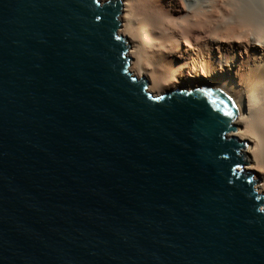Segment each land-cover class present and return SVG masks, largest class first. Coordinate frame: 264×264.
I'll return each mask as SVG.
<instances>
[{
  "label": "water",
  "instance_id": "1",
  "mask_svg": "<svg viewBox=\"0 0 264 264\" xmlns=\"http://www.w3.org/2000/svg\"><path fill=\"white\" fill-rule=\"evenodd\" d=\"M122 10L0 0V264H264L236 109L150 92Z\"/></svg>",
  "mask_w": 264,
  "mask_h": 264
},
{
  "label": "bare ground",
  "instance_id": "2",
  "mask_svg": "<svg viewBox=\"0 0 264 264\" xmlns=\"http://www.w3.org/2000/svg\"><path fill=\"white\" fill-rule=\"evenodd\" d=\"M119 34L150 92L211 86L229 99L228 138L248 144L264 194V0H123Z\"/></svg>",
  "mask_w": 264,
  "mask_h": 264
},
{
  "label": "rangeland",
  "instance_id": "3",
  "mask_svg": "<svg viewBox=\"0 0 264 264\" xmlns=\"http://www.w3.org/2000/svg\"><path fill=\"white\" fill-rule=\"evenodd\" d=\"M120 2H122V4H123V0H120ZM119 35H121V34H119ZM121 36H123V35H121ZM123 38H124V37H123ZM124 40L126 41L125 38H124ZM129 50H130V47H129ZM205 88H212V87H211V86L203 87V89H205ZM196 89H202V88H196ZM196 89H194V90H196ZM247 148H248V144L245 143V144H244V147L241 149V156L244 157V156L246 155V154H245V151L247 150ZM244 161H245V158H244ZM242 170L245 171V172H248V173H252V174H254V177H255V172H253V171H251V170L248 169V165H247L246 161L244 162V165H243V167H242ZM256 181H257V183H256V188L258 189L257 186H259V185L262 184V180H261V179H256ZM258 192H259V191H258ZM260 194H262V193H260ZM262 196H264V194H262Z\"/></svg>",
  "mask_w": 264,
  "mask_h": 264
}]
</instances>
